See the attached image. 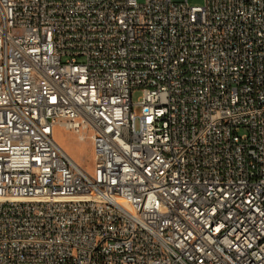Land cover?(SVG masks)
Returning a JSON list of instances; mask_svg holds the SVG:
<instances>
[{
    "label": "built area",
    "instance_id": "obj_1",
    "mask_svg": "<svg viewBox=\"0 0 264 264\" xmlns=\"http://www.w3.org/2000/svg\"><path fill=\"white\" fill-rule=\"evenodd\" d=\"M141 1L0 0V264H264V0Z\"/></svg>",
    "mask_w": 264,
    "mask_h": 264
},
{
    "label": "rangeland",
    "instance_id": "obj_2",
    "mask_svg": "<svg viewBox=\"0 0 264 264\" xmlns=\"http://www.w3.org/2000/svg\"><path fill=\"white\" fill-rule=\"evenodd\" d=\"M141 3L142 1L139 0ZM189 5L192 7L204 6V0H189ZM140 93L133 95L134 103L138 102ZM135 115H139V108L134 109ZM56 142L65 150L71 158L81 167L89 172L94 169V149L91 142L87 139L81 141L79 137L71 132H65L62 129H57L55 133Z\"/></svg>",
    "mask_w": 264,
    "mask_h": 264
}]
</instances>
